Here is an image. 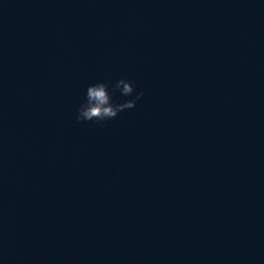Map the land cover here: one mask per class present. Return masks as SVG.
Returning a JSON list of instances; mask_svg holds the SVG:
<instances>
[{"label":"water","instance_id":"1","mask_svg":"<svg viewBox=\"0 0 264 264\" xmlns=\"http://www.w3.org/2000/svg\"><path fill=\"white\" fill-rule=\"evenodd\" d=\"M120 78L136 107L78 123ZM0 264H264V0H46L0 81Z\"/></svg>","mask_w":264,"mask_h":264},{"label":"clouds","instance_id":"2","mask_svg":"<svg viewBox=\"0 0 264 264\" xmlns=\"http://www.w3.org/2000/svg\"><path fill=\"white\" fill-rule=\"evenodd\" d=\"M116 91H119L121 96L131 97L135 87L132 81L125 78L116 80L114 84L103 81L90 84L86 89L85 99L78 108L76 121L78 123L95 121L102 124L116 118L122 111L135 108L137 101L144 96V92L140 91L134 98L116 103L113 101V94Z\"/></svg>","mask_w":264,"mask_h":264}]
</instances>
